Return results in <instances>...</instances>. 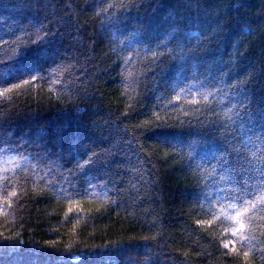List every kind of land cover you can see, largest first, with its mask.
I'll return each mask as SVG.
<instances>
[{
  "label": "trees",
  "instance_id": "obj_1",
  "mask_svg": "<svg viewBox=\"0 0 264 264\" xmlns=\"http://www.w3.org/2000/svg\"><path fill=\"white\" fill-rule=\"evenodd\" d=\"M109 2L96 0L95 7ZM69 3L83 7L86 0H0V60L7 62L0 64V71L27 76L31 70L46 77L0 98V139L21 145L27 141L30 146L24 155L33 153L27 159H11L7 165L0 160V169L7 167L9 176L20 166L13 176L19 200L12 214H0V264H143L145 255L152 264H235L236 260L244 264L242 255H224L240 243L230 244L233 237L226 231L229 222L225 218L212 220L219 205L213 209L205 203L206 211H202L196 202L195 194L201 191L197 180L205 173L193 174L200 161L190 165L189 150L180 143L203 138L207 144L199 149L200 155L208 147H223L215 124L206 127L197 122L198 117L200 121L214 119L196 111L205 107L202 98L196 97L200 103L192 105L187 92L203 91L198 81L208 77L209 71L201 65V74L193 80L190 72H178L174 64L153 62L148 50L175 22L189 17L196 23L186 35L203 32L211 36L219 29L211 44L202 40L208 49L204 65L226 91L228 77L220 70L230 73L233 80L253 74L249 94L258 101L264 95V17L260 15L264 0H137L143 7L122 14L115 24L99 20L93 24L90 18L96 15L95 8L76 19L72 10L64 8ZM41 23L57 32L56 47H67L75 57L71 85L67 77L46 75L49 60L14 53L17 37L27 39L20 29ZM140 23L147 31L138 34L137 42L129 47L126 37ZM184 76L189 79L185 81ZM56 79L62 82L54 83ZM177 84L186 87V92L174 102L175 108H166L179 90ZM69 87L74 90L75 106L64 96ZM149 119L153 125L141 136L135 125ZM41 136L49 151L62 157L55 165L47 160L38 165L34 159L38 149L31 142ZM88 150L99 153L100 160L77 168ZM9 156L16 154L4 160ZM48 181L69 191L71 211L67 199L45 188ZM198 219L212 223L198 225ZM16 233L18 240H4ZM252 235L258 241L264 239L258 224L253 225ZM144 236L156 239H140ZM247 259L248 264H261L259 255Z\"/></svg>",
  "mask_w": 264,
  "mask_h": 264
},
{
  "label": "snow or ice",
  "instance_id": "obj_2",
  "mask_svg": "<svg viewBox=\"0 0 264 264\" xmlns=\"http://www.w3.org/2000/svg\"><path fill=\"white\" fill-rule=\"evenodd\" d=\"M101 4H103V0H101ZM95 5L96 0H92V3H87L86 0L83 7L69 3L65 4L64 8L72 10V14L76 19L95 8L96 15L90 18L93 24L97 20L101 24H115L120 21L122 14L130 13L133 8L139 10L143 7L142 3H137V0H110L102 7H95ZM37 7L39 8L40 5L38 4ZM47 7V5H44V8ZM65 14L69 13L66 11ZM260 15L264 17V7L261 9ZM87 19L86 17V21ZM195 23L196 19L192 17L175 22L171 26V30L160 38L155 48H149L148 51L153 62L174 64L178 72H190L193 80H196L201 74V65L204 66V70L209 71L208 77L198 81L203 91L192 93L191 89H187V92L191 96L189 102L192 105L200 103L196 97L202 98L205 107L203 109L197 107L196 111L201 116L207 112L214 119L200 121L198 117L197 122L206 127L215 124L216 129L221 132L219 141L223 144V147L215 149L208 147L207 152L200 155L199 149L207 144L206 140L197 137L187 144L180 141L182 146L189 150V164L191 165L197 159L200 161L193 169V174L197 171L205 173L203 177L197 180L201 191L195 194V200L199 203L202 211H206L204 208L205 203H208L213 209L216 205H219V211L212 216V220L223 217L229 222L226 231L233 237L230 244L234 245L239 241L240 246L238 248L233 247L231 253L225 252V256L239 257L242 255L245 258L244 264H248L247 258L259 255L261 264H264V239L258 241L252 235L253 225L258 224L260 235L264 237V95H261L257 101L249 94L248 86L255 81V76L251 73L244 78L233 80L230 73L220 70L222 76L228 77L227 91L218 86L221 81L216 79L207 65H204V56L207 55L208 49L206 46H202V40H207L208 44H211L219 29H214L211 36L205 35L203 32L186 35ZM49 24H51V21H49ZM28 28H32V31H28ZM20 31L27 39L21 40L20 37H17V40L14 41L16 43L15 55L49 60L50 67L46 70L48 77H67L70 85L74 83L72 80L74 64L71 61L75 60V57L68 53L67 47H64L63 50L56 47L53 38L57 35V32L43 23L38 27L28 25ZM146 31L147 28L144 24H138L137 29L131 32L129 37H126L128 46L131 47L133 43H136L135 37L138 34L146 33ZM193 40H195V44H193ZM120 43L123 44L125 41H120ZM112 47L115 48L114 45ZM136 54L139 55V53ZM243 54L240 53V55ZM57 59L60 60V63H56ZM123 59L125 63L129 62L127 57ZM75 62L78 63L79 61ZM0 64H7V62L0 60ZM45 78V75L34 74L31 70L27 73V76L24 73L14 76L7 70L0 71V98L9 97L13 92L25 86H33L35 82L44 81ZM188 79V76H184L185 81ZM61 82L60 79L54 80V83ZM176 87L179 90L165 106L166 108L169 106L175 108L174 102L180 101L182 94L186 92V87H181L179 84ZM261 87L264 89V82H262ZM173 90L175 91V89ZM73 91L69 87L64 96L75 106L76 97L73 96ZM217 98L219 99L217 100ZM123 115L127 117L128 113ZM153 116L157 121L162 120L156 112L153 113ZM152 125L153 121L149 119L135 125V130L139 131L141 136H145ZM155 126L159 127L160 125L156 124ZM141 129L143 131H140ZM31 143L38 149L34 155L38 165L45 160L49 164L55 165V161L62 158L54 150L49 151V145L42 136ZM164 143L168 144V141L165 140ZM29 146L27 141L21 145L13 144L11 140L0 139V160H3L4 164L7 165L11 159H27L28 156L33 155L31 152L27 153V156L24 155L26 148ZM168 147L172 148L173 153L179 155V151L173 145L168 144ZM142 148L143 145H141ZM10 153H15L16 156H9L8 160H4V157ZM193 153H196V155L193 156ZM166 155L171 154L166 153ZM81 159L82 162H77L76 167L84 169L96 164L100 160V154L88 150L87 156H82ZM19 168L20 166H17L13 170V176L16 175ZM8 171L7 167L0 169V214L5 216L12 214L13 204L19 200L18 182L13 181V176H9ZM51 171V168H47V173H51ZM217 176L220 177L219 182L216 181ZM25 183H27V178H25ZM91 187L93 185L89 184V188ZM45 188L55 193L57 197L67 199L71 211L72 200L67 189L57 188L52 181H48ZM104 196L107 198L108 193L105 192ZM113 203H116V201H113ZM5 209L8 211L5 212ZM212 220L198 219L196 224H211ZM18 238L19 233H16L15 237L12 235L4 236L5 241L18 240ZM140 239L151 241L155 240L156 237L144 236ZM19 243L22 244L23 241L19 240ZM230 244H225L224 248H229ZM184 259L187 260V253L184 254ZM143 264H152L151 258L145 255ZM180 264H184V262L181 261ZM235 264H239V260H236Z\"/></svg>",
  "mask_w": 264,
  "mask_h": 264
}]
</instances>
